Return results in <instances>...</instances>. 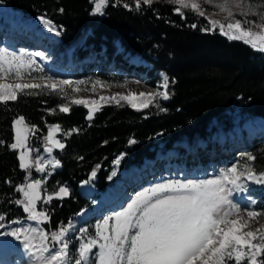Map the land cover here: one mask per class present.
Listing matches in <instances>:
<instances>
[{"label":"trees","instance_id":"1","mask_svg":"<svg viewBox=\"0 0 264 264\" xmlns=\"http://www.w3.org/2000/svg\"><path fill=\"white\" fill-rule=\"evenodd\" d=\"M0 2L29 17L49 18L60 29V50L74 48L79 59L94 56L106 64L114 62L124 70L128 68V72L147 71L152 76L164 71L175 81L170 99L161 104L166 112L154 105L136 111L126 103H110L104 104L89 121L87 108L73 104L68 113H62L59 96L48 92L19 96L8 106L0 105V215L5 217L2 223L27 217L22 206L15 204L17 198L23 199L16 188L25 183L27 173L19 168L18 149L9 147L15 142L13 121L19 117H24L30 127L35 126L31 137L34 147H42L49 125L58 124L62 129L59 137L65 148L55 150L61 168L49 176L45 189L52 193L67 185L71 195L45 205L51 216L50 225L43 223L46 231L57 225L67 226L91 205L80 189L82 182L91 181L101 191L111 185L113 162L119 155L125 154L123 169L155 159L159 149L172 148L182 139H187L195 150L207 138L212 121L223 117L236 103H242L249 114L264 118V52L229 40L218 29L202 30L208 21L190 10H184L185 17L181 18L166 0H154L152 7L142 13L109 4L101 16L91 14L94 5L90 0ZM124 2L134 8L133 0ZM61 8L63 12L59 11ZM192 24L197 26L193 28ZM127 53L140 56L149 65L129 63ZM93 67L91 63L87 70ZM49 109H55V114H50ZM73 129L79 131L65 135ZM131 139L136 143L130 144ZM248 150L257 157L256 171H264V136L249 143ZM93 170L95 178L91 177Z\"/></svg>","mask_w":264,"mask_h":264},{"label":"snow or ice","instance_id":"2","mask_svg":"<svg viewBox=\"0 0 264 264\" xmlns=\"http://www.w3.org/2000/svg\"><path fill=\"white\" fill-rule=\"evenodd\" d=\"M94 7L92 15H105V8L122 5L128 11L142 13L145 8H151L154 0H133L132 5L124 0H90ZM159 2V0H155ZM173 6V10L181 18L185 17L184 10H190L204 17L208 24L204 31L216 32L233 41H241L253 50L264 52V11L254 12L252 5L246 0H202L205 4L214 6L219 14L228 18L227 23L219 22L205 16L202 3L198 0H166ZM143 6V7H142ZM236 9L237 11H233ZM63 12L61 8L59 10ZM249 16H258V19H248ZM240 17V18H237ZM159 18V17H158ZM49 32L55 31L52 22L44 17L39 18ZM210 25V27H209ZM197 25L192 24L195 28ZM60 35L59 31L55 32ZM34 57L44 60V55L37 51L34 54L10 51L0 48V105L8 106L9 102H16L19 96L39 95L48 92L70 100V104L84 106L88 109L87 119L92 121L95 112L101 110L104 104L115 102L123 106L121 101L136 111H142L154 105L162 112L167 109L155 103L157 97L163 100L170 99L169 78L162 75L163 92L144 93L138 95L131 90L127 94L117 93L111 97H100V101L84 98L73 99L71 93L86 91L89 82L84 80L55 79L51 76H33V72L43 73ZM43 83H35V80ZM27 81V82H24ZM92 92L97 85L101 88H110L113 85L100 81L90 82ZM139 83V81H136ZM174 84L175 81L173 80ZM128 81L116 83V87H127ZM143 98L141 102H136ZM92 105H99L96 108ZM59 111L68 113L70 106L67 103L58 105ZM55 114V109L48 110ZM15 130L14 143L9 147L12 150L24 149L19 153V168L27 173L26 182L17 186L16 191L22 193L23 199L17 198L15 204L22 206L27 214L28 221L37 225L48 223L51 216L48 211H37V201L41 199L42 185L46 179H35L30 169L33 164L28 160L31 149L26 148L28 133H34L35 126L29 128L24 117L13 121ZM62 131L60 125H49L46 137L48 147L45 151L51 155L54 148L63 150L65 144L55 138L57 132ZM73 129L65 135H71ZM130 144L136 143L134 139ZM121 157L120 159H122ZM83 159V157H80ZM120 159L115 161L119 164ZM246 163L243 168L240 162L221 169L212 178L199 179H172L162 181L139 192L130 199L120 210L103 216L93 227L94 233L86 242H81L74 250L69 248V226L57 225L46 231L39 227H17L11 231L0 233L3 236L14 237L20 242L27 255L32 258L33 264H264V230L261 227L253 229L252 224L264 216V209L254 207L256 201L247 197V205L240 203L241 194H247L251 185L264 186V171H256L254 162L257 157L251 153L244 155ZM53 169L60 166V160L53 158L47 161ZM35 170L45 173L43 158L34 161ZM99 167V166H97ZM115 173H113L114 175ZM96 171L91 172L95 178ZM45 191H47L45 189ZM56 198L68 195L65 187H60L54 193ZM53 195L50 194L42 204H50ZM5 217L0 215V222ZM20 223V221H12ZM4 227L0 223V228ZM73 232L77 231L75 228ZM84 235H89L88 228L79 229ZM49 232L51 236L49 238ZM68 237L66 240L65 237ZM23 237V239H21Z\"/></svg>","mask_w":264,"mask_h":264},{"label":"rangeland","instance_id":"3","mask_svg":"<svg viewBox=\"0 0 264 264\" xmlns=\"http://www.w3.org/2000/svg\"><path fill=\"white\" fill-rule=\"evenodd\" d=\"M198 2L202 3L205 16L219 22H228V18L224 14H219L214 6L205 4L202 0H198ZM246 3L252 5L254 12L259 13L264 11V0H246ZM6 6V4L0 2V48H7L10 51H16L18 53L23 51L26 54H34L37 51L41 52L44 55V60H41L40 57L34 58L37 64L45 71L43 73L33 72V76L46 75L54 77L55 79L84 80L89 82L86 86H80L82 89L87 87L86 91L71 93V91L68 90L71 98L100 101L101 96L111 97L117 93L127 94L129 90L137 95L140 92H163L161 74L169 78V93L171 96L173 83L166 72L160 71L157 72L156 76H152V74L147 71L143 73H136L135 71L128 72V68L124 70L116 66L114 62L106 64V61L97 59L94 56L84 60L79 59L74 53V48L65 51L60 50V35L55 34L56 31L60 32V29L49 18L43 15L29 17L20 11L12 10L13 8L10 9L9 6ZM233 11L237 10L233 9ZM40 17L50 20L55 26V31L49 32L48 28L41 23ZM248 19L255 20L258 19V16H249ZM29 34H31V36H29ZM126 56L131 64L149 65L147 60L142 59L138 55L127 53ZM90 63H94L95 66L91 71L86 70ZM101 67H106L104 77L100 70ZM97 79L113 86L110 88H101L97 85L95 92H92V85L90 82ZM125 80L128 81L127 87L114 86L116 83H123ZM136 81H139V83H136ZM33 82L43 83V81L38 79ZM142 100L143 98H139L136 102H141ZM168 100L157 97L154 104L158 103L161 105ZM61 103H67L69 106L73 105L70 104V100L67 98L61 99ZM121 103L126 102L121 101ZM98 106L99 105H92L91 107L96 108ZM25 124L29 128H32L26 122ZM59 133L60 132H57L55 134V138L58 140H60ZM261 136H264V119L261 118V116L249 114L244 110L242 103H236L231 109L227 110L223 117L216 118L212 121L207 138L201 140L198 144L199 148H196L194 151L189 148V141L187 139H182L172 148L167 150H164V148L159 149L157 160H147L143 166L132 165L123 169L121 168V162L125 158V154L119 155L115 161L121 157L123 158L120 159L119 164H116L115 161L113 162L114 168L110 174L112 184L107 192L102 194V198L99 201L95 198L90 208H86L79 213L71 221V226H69V224L67 225L69 226L68 236L71 237L68 241L70 250H74L79 243L86 242L87 239L90 238V235L94 233L93 226L103 216L120 210L130 199L134 198L136 194L150 186L172 179L212 178L221 169L228 168L238 161L240 162L241 168H243V165L246 163V160L243 159L244 155L247 153L254 155V153L248 150L249 143ZM31 137L32 132L30 131L26 141V148L31 149L28 154V160L33 164L30 171L33 178L47 180L49 175L36 172L34 161L37 158H43L45 173L52 174L59 169L60 166L53 169V166L47 164V161L56 158L55 150L58 148H54L51 155H49L45 151V148L49 146L46 138L40 148L39 146L34 147L36 144L32 145ZM18 151L20 153L24 151V149H18ZM113 173L115 174L113 175ZM138 174L141 175L139 181L136 179ZM80 187L87 195H92L97 192L91 181L83 182ZM49 194L50 192L45 191V184H43L40 193L41 199L37 201V211L45 210V205L42 204V201L46 199ZM248 196L256 201L254 207L264 209V186L251 185L247 194H241L242 198L240 199V203L242 205H247ZM113 200H116L119 205L113 204L114 207L109 208L108 204ZM13 221H20V223H12V221L6 223L0 222L4 225V227L0 228V233L11 231L21 226L42 227L44 229L43 223L37 225L34 221H28L26 218L15 219ZM252 227L253 229L261 227L262 230H264V216L259 217L258 222L253 223ZM73 228L77 231L73 232ZM82 228H88L89 235L81 233L79 229ZM21 239H23V237H21ZM65 239L67 240L68 237L66 236ZM19 248L25 252L20 242L14 237L0 235V258H5V260L0 261V264H33L32 258H30L26 252L24 256L22 252H19ZM13 260L16 263H14ZM17 260L20 263L17 262ZM244 263L247 264V261Z\"/></svg>","mask_w":264,"mask_h":264},{"label":"water","instance_id":"4","mask_svg":"<svg viewBox=\"0 0 264 264\" xmlns=\"http://www.w3.org/2000/svg\"><path fill=\"white\" fill-rule=\"evenodd\" d=\"M63 187H65L68 190V188L66 186H63ZM52 195H53V200H63V199H66V198H68L70 196V191L68 190V195L64 196L63 198H56L55 195H54V193H52Z\"/></svg>","mask_w":264,"mask_h":264},{"label":"bare ground","instance_id":"5","mask_svg":"<svg viewBox=\"0 0 264 264\" xmlns=\"http://www.w3.org/2000/svg\"><path fill=\"white\" fill-rule=\"evenodd\" d=\"M7 7V6H6ZM9 8V7H8ZM11 9V8H10ZM12 10H14V9H12ZM141 175L140 174H138V176H137V181H139L140 179H141V177H140ZM140 178V179H139ZM136 182V181H135ZM132 184V183H131ZM42 228V227H41ZM28 261V260H27Z\"/></svg>","mask_w":264,"mask_h":264}]
</instances>
